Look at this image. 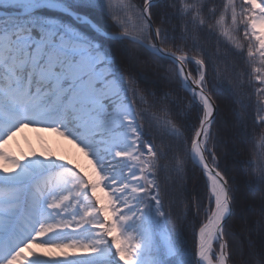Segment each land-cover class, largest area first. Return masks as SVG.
<instances>
[{
    "label": "snow or ice",
    "instance_id": "6c2138e0",
    "mask_svg": "<svg viewBox=\"0 0 264 264\" xmlns=\"http://www.w3.org/2000/svg\"><path fill=\"white\" fill-rule=\"evenodd\" d=\"M109 42L131 47L118 61ZM145 56L168 65L163 85ZM212 93L232 97L231 129ZM30 126L75 144L94 176L3 150ZM237 258L264 264V0H0V264Z\"/></svg>",
    "mask_w": 264,
    "mask_h": 264
},
{
    "label": "trees",
    "instance_id": "16d2710c",
    "mask_svg": "<svg viewBox=\"0 0 264 264\" xmlns=\"http://www.w3.org/2000/svg\"><path fill=\"white\" fill-rule=\"evenodd\" d=\"M217 3H220V0H216ZM93 15H97V13H93ZM105 22L109 23L107 18H105ZM106 47H109L110 50L113 52V54L116 56L117 60H121L122 55L124 53V48L131 47L130 44L127 42L123 44L115 43V42H109V44L106 45ZM139 66L137 67L139 70L141 68L143 69H150L153 71V73H147V72H142V74H148L149 79L152 80H157L159 81V77L163 76L165 73V69L168 67V65L165 63L163 67H157L153 65L151 62V59L149 57H142L141 61L138 62ZM194 68L193 66H190ZM164 84L163 81H159ZM211 89V86L209 90ZM163 90L167 91L169 90L167 86H164ZM175 93L178 94L181 98L184 99L185 102L188 101L189 96L188 94L179 86L175 87ZM213 99L215 103L218 105L219 108V115L217 116V121L218 123L221 124L222 127L226 129H231L232 125L235 123V117L233 115V110L236 108V106L233 103L232 97L228 96L227 94L225 95H217L216 93H212ZM175 98V95L174 97ZM192 116H195V113L192 114ZM227 122V123H225ZM188 123H195L194 119H189ZM250 123V121H249ZM248 148L251 149V144L248 145ZM66 160L68 162H71L75 166V160L70 158L69 156H65ZM241 159H247V155L245 154L244 156L240 157ZM62 160V158H59ZM233 157H229L225 163L227 166L231 169L233 167ZM236 159V158H235ZM189 169H191V165H189ZM78 170V169H77ZM84 174H86L85 170H81ZM189 179L187 183V191L190 195H194L196 193H200L201 196H203L204 193V180L200 177V173L198 170L196 171H189L188 173ZM244 189H241V192L238 193V205L242 203L245 200V193ZM244 203V202H243ZM206 204V201H205ZM183 211V205H178L174 207L173 209V216L169 219V225L171 226L175 220H176V215L180 212ZM240 213L238 212V206H237V218L236 220L233 221V228L235 231L239 232L240 230ZM200 219L203 218V213L201 212V215L199 217ZM191 221V216L189 217V222ZM187 239L189 242V245H191L192 242V234H191V229L188 231ZM236 264H240L239 258L236 259Z\"/></svg>",
    "mask_w": 264,
    "mask_h": 264
},
{
    "label": "rangeland",
    "instance_id": "374dc122",
    "mask_svg": "<svg viewBox=\"0 0 264 264\" xmlns=\"http://www.w3.org/2000/svg\"><path fill=\"white\" fill-rule=\"evenodd\" d=\"M125 49L126 48H124V50ZM138 66L139 64L137 63V67ZM140 70L147 73H153L150 69L141 68ZM2 147L4 151L21 161L33 156L47 157L53 155L64 159L65 156H70L81 169L88 173L89 176H94L93 165L89 157L85 156L84 153L81 152L71 141L47 127L33 126L31 130L23 128L16 132V134L12 136L6 144L2 145ZM233 158L235 159V157ZM97 195L103 200H106L105 191L97 189ZM243 202L238 205L239 213L240 208L244 206L246 201L244 200Z\"/></svg>",
    "mask_w": 264,
    "mask_h": 264
}]
</instances>
